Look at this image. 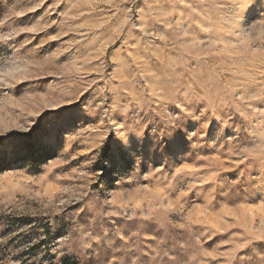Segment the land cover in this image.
Returning a JSON list of instances; mask_svg holds the SVG:
<instances>
[{
    "label": "rangeland",
    "instance_id": "1",
    "mask_svg": "<svg viewBox=\"0 0 264 264\" xmlns=\"http://www.w3.org/2000/svg\"><path fill=\"white\" fill-rule=\"evenodd\" d=\"M232 5L0 0V135L79 105L0 156V264H264V15Z\"/></svg>",
    "mask_w": 264,
    "mask_h": 264
},
{
    "label": "snow or ice",
    "instance_id": "2",
    "mask_svg": "<svg viewBox=\"0 0 264 264\" xmlns=\"http://www.w3.org/2000/svg\"><path fill=\"white\" fill-rule=\"evenodd\" d=\"M233 8L238 10L241 17L247 21V16L259 12L264 15V0H233ZM264 106V105H262ZM79 105H73L68 102L59 105V107L49 108L46 113L41 115L31 131L28 138L34 143L19 142L11 136L0 135V156L8 153H18L30 150L36 143L55 137L61 127L72 121L76 116V110ZM140 140V134L135 127L125 128L111 140L112 160L119 163L127 159L134 151Z\"/></svg>",
    "mask_w": 264,
    "mask_h": 264
},
{
    "label": "trees",
    "instance_id": "3",
    "mask_svg": "<svg viewBox=\"0 0 264 264\" xmlns=\"http://www.w3.org/2000/svg\"><path fill=\"white\" fill-rule=\"evenodd\" d=\"M13 135H18V134H16V133H13Z\"/></svg>",
    "mask_w": 264,
    "mask_h": 264
}]
</instances>
